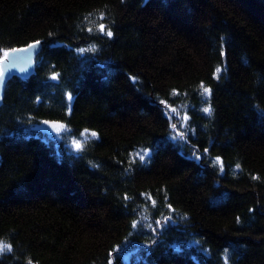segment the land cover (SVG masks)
<instances>
[{"label":"trees","instance_id":"trees-1","mask_svg":"<svg viewBox=\"0 0 264 264\" xmlns=\"http://www.w3.org/2000/svg\"><path fill=\"white\" fill-rule=\"evenodd\" d=\"M37 41L0 264H264V0H0V59Z\"/></svg>","mask_w":264,"mask_h":264},{"label":"water","instance_id":"water-1","mask_svg":"<svg viewBox=\"0 0 264 264\" xmlns=\"http://www.w3.org/2000/svg\"><path fill=\"white\" fill-rule=\"evenodd\" d=\"M29 45L8 49L0 59V74H2L0 75V100L4 83L9 76L12 74L26 75L33 69L34 56L40 43L33 48H29ZM14 49L16 51H13Z\"/></svg>","mask_w":264,"mask_h":264},{"label":"snow or ice","instance_id":"snow-or-ice-1","mask_svg":"<svg viewBox=\"0 0 264 264\" xmlns=\"http://www.w3.org/2000/svg\"><path fill=\"white\" fill-rule=\"evenodd\" d=\"M100 27H101V31H103L104 26L101 25ZM107 35H108V36H111L112 33L109 31V32H107ZM39 43H40V42L37 41V42H35V44H30L28 47H29V48H33V47H35L36 45H38ZM13 51H16V50L14 49ZM219 71H220V70L217 69V72H219ZM0 75H2V74H0ZM56 78H57V77H56L55 75L52 77V79H56ZM209 92H210L209 89L204 88V93H205V94H207V93H209ZM204 111H205V112H210V109L205 108ZM54 127L59 128V127H62V126L54 125ZM91 136H92V137H96V133H95V132L91 133ZM75 147L79 150V149L81 148V144L77 142L76 145H75ZM146 155H148L147 152H145L143 155H140V156H139V159H140L141 161H143V160L145 159V156H146ZM158 223H159V222H158ZM133 226L135 227V225H133ZM5 248H7L9 251L11 250L10 246H8V245H0V253H2L3 250H4Z\"/></svg>","mask_w":264,"mask_h":264},{"label":"rangeland","instance_id":"rangeland-1","mask_svg":"<svg viewBox=\"0 0 264 264\" xmlns=\"http://www.w3.org/2000/svg\"><path fill=\"white\" fill-rule=\"evenodd\" d=\"M45 125V124H44Z\"/></svg>","mask_w":264,"mask_h":264}]
</instances>
